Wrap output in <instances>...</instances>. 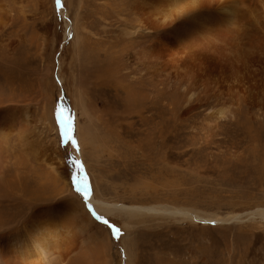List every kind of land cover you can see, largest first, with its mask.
<instances>
[{
    "label": "bare ground",
    "instance_id": "bare-ground-1",
    "mask_svg": "<svg viewBox=\"0 0 264 264\" xmlns=\"http://www.w3.org/2000/svg\"><path fill=\"white\" fill-rule=\"evenodd\" d=\"M84 1L70 0L77 13L70 17L74 45L83 43L80 30L94 37L98 65L90 80L100 87L90 98L92 82L84 85L77 72L78 51L71 81L78 86V100L88 95L93 106L85 109L73 101L81 170L90 195L86 201L74 190L56 136H45L46 128L54 130L51 108L48 113L45 104L37 117L17 103L18 97L27 99L28 92L5 79L0 84V264H184L187 259L188 264H264V245L258 248L264 229L256 228L260 222L264 225V206H256L246 221L239 209L224 218L213 211L153 204L159 194L149 179L154 168L140 167L133 156L138 150L142 158L157 154L162 164L169 160L171 145L184 135L177 110L164 103L176 92L185 96V107L198 103L209 129L219 130L207 133L208 142L223 137V123L242 122L244 112H253L260 121L264 0H90L101 26L99 37L84 20ZM51 26L40 38L41 56ZM87 50L94 51L90 46ZM97 108L104 115L97 116ZM104 157L108 164L102 163ZM166 184L160 185L164 189ZM119 190L127 195L123 200L109 197V191L122 194ZM100 213L125 217L123 255L109 228L99 225ZM210 223L214 228L207 226ZM217 230L219 237L211 233ZM217 248H222L219 256Z\"/></svg>",
    "mask_w": 264,
    "mask_h": 264
},
{
    "label": "rangeland",
    "instance_id": "rangeland-1",
    "mask_svg": "<svg viewBox=\"0 0 264 264\" xmlns=\"http://www.w3.org/2000/svg\"><path fill=\"white\" fill-rule=\"evenodd\" d=\"M39 1L44 9L40 10ZM84 3V20L88 23L89 30L95 33V37H99L101 26L97 21V16L92 13L93 7L90 0H85ZM70 6V0H60L59 3L57 0H0V16L3 22L0 24V84L5 79H10L21 85L29 96L25 100L18 97L17 103L32 109L38 115L37 117L41 115L45 104L48 107V113L51 108L50 116L53 117L54 130L50 131L46 128L44 130L46 135H44L49 136L48 139H55L56 136V141L64 151L66 164L74 182L75 180L84 182L87 177L85 171L81 170L83 161L79 157L81 151L78 143V115L73 101L84 105L85 109H90L93 106L88 104V95L86 97L83 95L81 102L78 100L80 97L78 86L76 82L71 81L72 69L74 54L78 51L80 62L76 66L77 72L80 81L84 85L87 84L90 76L95 78L94 74V76L90 74L96 71L98 54L96 53L97 48L93 45L94 37H86L81 30L79 33L83 37V43L74 45L76 38L71 25L73 18L70 17H74L77 13L76 6L75 12ZM67 13L69 14L67 15ZM47 25H52V33L46 52L41 56L39 41L44 29L47 30ZM87 46H90V49L94 51H88ZM134 76L137 77L138 74L136 73ZM90 81L92 83L89 85V93H87L91 98L100 86L95 80L91 79ZM0 97H4V94H0ZM166 99L164 103H169L170 108L173 104L178 116L180 115L179 122L184 130L181 142L171 145L169 160L164 164L159 161L157 154L142 158L141 152L137 153L138 150L133 152L140 167L147 168L152 165L154 168V174H151L154 175V179L150 178L151 175H149V179L153 182V186H156L155 189L159 190V194L153 199V204L166 203L203 213H212L211 211H213L224 218L232 214L231 210L239 209L237 212L246 214L245 220L247 221L250 218L248 216L250 211H254L256 206H264V115L260 117L259 121L253 112H244L241 116L242 122L238 124L223 123L219 128L224 133L223 137H220V141L216 140L212 143L207 141L206 136L213 128L209 129L210 126L206 124L209 122L205 121L203 116L204 110L198 103L193 102L185 107L187 104L185 96L179 95V92L173 94L170 99ZM92 101L94 102L93 99ZM91 102L90 104H92ZM111 107L114 108V106ZM192 108L194 110H191ZM100 110L97 108L94 111L97 116L104 113L102 110L103 113H100ZM253 118L254 120H252ZM61 123H63V127ZM218 131L217 129L216 132L214 130L209 133L214 132L212 135H215ZM68 137H71L76 143L67 142ZM145 148L154 150L152 147L146 146ZM119 149L126 150L122 146H119ZM127 149L130 150L128 147ZM107 159V157L102 159L104 165L109 163ZM121 173L123 172L121 171ZM91 182L92 192L97 195L92 175ZM165 182L167 184L163 189L160 184ZM119 192L123 191L119 190ZM109 194V197L116 200H123L127 196L124 193L117 195L111 191ZM114 195L115 198H113ZM82 198H84L83 194ZM90 210L96 214L92 206H90ZM27 213L30 214L29 211ZM97 217L108 220L109 224L119 229L118 235L113 234L108 225L97 219L100 226L109 228L117 241L118 252L123 255L125 217L122 215L108 216L104 213H100ZM171 221L178 223L174 220ZM258 221H260L259 218ZM159 224L161 225V223ZM178 224V226L182 225ZM199 226L202 227L204 224L200 223ZM207 226L214 228L215 225L210 223ZM218 226L216 225V227ZM256 228L259 231L263 230V223H258ZM211 233L217 237L221 234L218 230ZM262 237L263 240L258 248H262L264 245V235ZM185 245V242H182L181 248L185 249ZM221 249L217 248V254L219 253L217 256L221 254ZM178 254L184 256V253ZM197 255H200L198 251ZM189 261L187 259L183 263L188 264Z\"/></svg>",
    "mask_w": 264,
    "mask_h": 264
},
{
    "label": "snow or ice",
    "instance_id": "snow-or-ice-1",
    "mask_svg": "<svg viewBox=\"0 0 264 264\" xmlns=\"http://www.w3.org/2000/svg\"><path fill=\"white\" fill-rule=\"evenodd\" d=\"M59 2H60V0H57V3H59ZM61 126L63 127V123H61ZM67 142H69V143H76V141H73L71 137H68L67 138ZM75 183H76L75 191L77 193H82L84 199L87 200L89 198V195H90V189H89V185L87 183V178H85V181L84 182H81L79 180H75ZM97 219L102 220V222L105 225H108V227L110 229H112L113 234H116V235L119 234V229L118 228H115L113 225L109 224L108 220H105L102 217H97Z\"/></svg>",
    "mask_w": 264,
    "mask_h": 264
}]
</instances>
